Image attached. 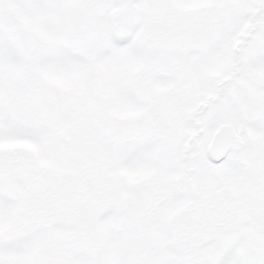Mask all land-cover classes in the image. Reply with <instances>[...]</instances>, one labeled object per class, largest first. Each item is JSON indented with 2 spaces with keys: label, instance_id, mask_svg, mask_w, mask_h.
I'll use <instances>...</instances> for the list:
<instances>
[{
  "label": "snow or ice",
  "instance_id": "1",
  "mask_svg": "<svg viewBox=\"0 0 264 264\" xmlns=\"http://www.w3.org/2000/svg\"><path fill=\"white\" fill-rule=\"evenodd\" d=\"M0 264H264V0H0Z\"/></svg>",
  "mask_w": 264,
  "mask_h": 264
}]
</instances>
